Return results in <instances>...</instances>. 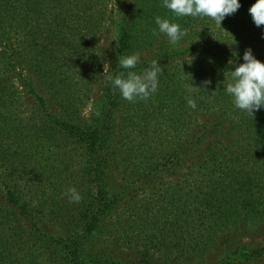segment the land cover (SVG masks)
Returning <instances> with one entry per match:
<instances>
[{"label":"trees","instance_id":"obj_1","mask_svg":"<svg viewBox=\"0 0 264 264\" xmlns=\"http://www.w3.org/2000/svg\"><path fill=\"white\" fill-rule=\"evenodd\" d=\"M143 1L0 0V187L20 209L18 231L38 241L35 202L12 181L40 175L17 151H33L28 142L35 144L36 131H59L82 151V199L54 220L68 243L41 250L42 264H155L154 256L162 264H210L217 245L216 264L264 261L257 242L264 234V109L250 116L224 90L247 48L264 62V26L248 12L255 0H240L221 26L208 17L176 18L159 0ZM156 16L171 17L187 35L156 46ZM99 29L112 37L94 48ZM97 51L108 76L129 71L118 66L121 54H139L137 73L158 60L157 92L134 103L108 83L95 93L104 73ZM191 82L201 89L189 92ZM22 105L38 110L24 120ZM160 130L169 136H155ZM120 138L145 142L128 170ZM133 187L140 188L134 195ZM14 226L9 214L0 215V264H33L34 252L20 257L11 250ZM134 252L140 259L131 261Z\"/></svg>","mask_w":264,"mask_h":264},{"label":"rangeland","instance_id":"obj_2","mask_svg":"<svg viewBox=\"0 0 264 264\" xmlns=\"http://www.w3.org/2000/svg\"><path fill=\"white\" fill-rule=\"evenodd\" d=\"M113 1L114 0H112V2ZM140 1L142 2L143 0ZM144 1L150 3L156 0ZM159 1L162 3V0ZM110 5L112 7L113 4ZM172 16H174V14ZM168 18H170V20L172 19L171 17ZM151 27H155V30H158L155 20L151 21ZM110 37H112V35L111 33H108L107 29H99L96 32V38L94 39L92 47L98 48L99 43L103 44L104 41ZM152 40L156 46H159L163 42L169 43L167 36L162 33L155 35ZM156 52L157 51H152L151 53L155 54ZM95 55L97 56L95 58L96 65L100 67L101 71L104 69L105 65H107V62L104 60L105 56L101 57V53H99V51H97ZM99 75L100 77L96 83L95 93H97L100 88H103L104 85H107V79H104L105 72L100 73ZM96 98L97 94H94L92 101L94 99L96 100ZM37 110V107L34 105H22L19 112L22 113V118L26 120V115ZM41 110L44 111V108ZM95 114L98 115L99 113L96 112ZM162 119H165V117H162ZM21 123H23V121H21ZM26 133L27 129L24 131V135ZM169 134L170 133L167 131L160 130L156 131L155 136H169ZM33 136L35 144L28 142V145H32V147H34L33 151H17V153L20 156L23 155V162L27 161L31 167L32 173H37L40 176L35 181H32L29 180V177L31 176L30 174L29 177H21V179L17 180L15 179L12 183L15 186H18L19 192L26 194L25 196L27 200L31 199L33 203L35 202L34 205L37 207V215L35 219H32V223H38V241L29 242L26 238L22 237V234H20L21 232L19 233L18 227H20L19 225L21 223L19 224V222L22 218V215H18L20 209L9 200L8 196L5 195L6 190L3 187H0V215L4 216L9 214L10 219H13L14 221L15 226L13 227V230L15 228L17 236L13 242L14 244L10 246L11 250L15 253H19L20 257H28V255H31L34 252L35 262L33 264H42V260L39 258L41 250L51 249L57 245L62 247L68 243L67 238L64 237L62 228L60 225H55L54 220L62 219L64 214H68L76 204L75 202H70L65 193L72 187L79 191L81 189V185H83V179L78 173V169L80 167L79 160L81 159L80 154L82 151H77L75 144L65 132L54 131L47 137L36 131ZM119 141L121 142L119 143V147L121 148L120 152L124 155V169L128 170L131 166L129 158L133 161V157L135 155L143 152L137 150L143 149L145 147V142L139 141L136 142V144L134 143L133 145H128V143L122 138H120ZM144 141L146 140L144 139ZM22 143L23 146L26 147V139L24 140V136L20 144L22 145ZM166 181H168V179H166L165 182ZM31 186L35 188L32 189ZM157 186H162V184L159 183ZM139 189L140 188L138 187H133L131 189V193L134 195ZM141 196L145 197V194H141ZM4 211L7 212L3 213ZM27 225L29 224L27 223ZM5 233L7 232L5 231ZM257 240V242L264 244V234L262 236H258ZM124 251L125 250L123 249V252ZM220 252L219 245L212 249L211 255L209 256L210 264L217 263L220 257ZM127 258L131 259V261H135L140 259V255L139 253L134 252L131 253V256H127ZM157 260V256H154L152 262L155 264H162V262H158ZM189 264H196V262ZM256 264H264V261H258Z\"/></svg>","mask_w":264,"mask_h":264},{"label":"clouds","instance_id":"obj_3","mask_svg":"<svg viewBox=\"0 0 264 264\" xmlns=\"http://www.w3.org/2000/svg\"><path fill=\"white\" fill-rule=\"evenodd\" d=\"M162 6L170 10L176 18L208 17L221 26L225 18L234 15L242 5L240 0H162ZM248 12L257 27L264 26V0H255ZM155 24L158 30H154L153 34L166 35L171 45L178 44L187 35L179 23L167 18L156 16ZM261 37L264 38V32ZM242 59L243 63L236 64L234 70H230L231 82L224 90L231 97L235 108L254 116L256 112L264 109V62L255 57L250 47L244 51ZM139 60L138 53L121 54L118 66L129 71L114 76H108L104 67L108 85L118 90L122 98L128 102L147 101L158 90L159 76L162 73L158 60H152L142 72L137 73L133 69L136 68ZM233 63L234 61L229 60V65ZM203 84L209 86L211 81L206 80ZM186 88L189 92L197 88L201 89V87L194 86L192 82L187 84ZM187 105L191 109L197 108L196 101L190 97L187 98ZM65 194L70 202L79 203L82 199L74 187L69 188Z\"/></svg>","mask_w":264,"mask_h":264}]
</instances>
